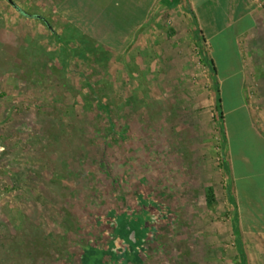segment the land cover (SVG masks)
<instances>
[{
  "label": "rangeland",
  "instance_id": "374dc122",
  "mask_svg": "<svg viewBox=\"0 0 264 264\" xmlns=\"http://www.w3.org/2000/svg\"><path fill=\"white\" fill-rule=\"evenodd\" d=\"M15 1L49 24L0 0V264H60L50 245L58 248L74 216L65 213V189L87 184L91 192L87 176L100 169L89 157L96 152L93 135L102 142L106 135L96 125L107 128L123 157L137 151L132 131L164 132L179 151L186 173V212L176 237L180 262L165 264H264V140L258 134L264 122L237 109V77L228 76L237 68H223L226 48H213L223 78L218 86L208 48L175 37L184 27L170 22L171 14L170 23L157 28L169 33V41H155L154 48L148 38L132 42L126 50L135 58L122 52L125 66L114 54L134 29L132 15H146L145 7L126 12L129 0ZM97 46L108 56L101 57ZM151 49L161 54L151 57ZM217 91L223 92L226 121L215 106ZM139 203L108 212L119 221L114 246L124 264L150 261L152 239H159L153 230L165 223L163 210ZM100 255L95 264H115Z\"/></svg>",
  "mask_w": 264,
  "mask_h": 264
},
{
  "label": "crops",
  "instance_id": "0c3cea01",
  "mask_svg": "<svg viewBox=\"0 0 264 264\" xmlns=\"http://www.w3.org/2000/svg\"><path fill=\"white\" fill-rule=\"evenodd\" d=\"M61 1L58 3L59 5L61 4ZM129 1L132 3V7H128L126 4V7L122 6L124 11L127 12L128 9L129 11H133V9H141L142 7H145L147 13L144 16H137V14L132 15L135 17V26L133 31H131L132 34L130 36L131 32H129L128 36H125V38L122 39L123 42L127 44L123 43V45H119L122 50H117V53L114 54L120 58V63H122V59H125V55L122 52H126L125 54L128 53V57L126 56L127 59L135 58L132 51L126 50L132 42H141L148 38L149 42L152 43L151 48H154L155 41H161L163 43L169 41V33L163 32L162 29V32H160L161 30L157 28L173 22L175 25L184 27L181 29L180 34H178L180 31L175 33V37L181 38L182 40L184 38L190 42L194 41L196 44H199L202 49L205 47L208 48L212 63L215 66V70L213 69V65L212 69L214 70L218 86L219 83L220 86H222L223 78L220 80L218 79L219 71L216 66L213 48L214 45H217V47L220 46L222 49L226 48L224 51L226 54V64L223 68H226L228 63L229 68L230 65L235 63L237 68L234 72L231 71L229 75L227 74L228 76L234 75L233 78H235V76L237 77L239 91V102L236 106L237 109L244 107L246 114H249L252 119L254 118V120H261L264 122V107L261 108V106H264V2L262 3L257 0H174L173 2H170V0ZM33 3L35 4L36 2ZM58 4H54L50 9H55L54 7ZM171 14L175 17L173 16L169 22V16ZM63 27V25H59L60 30H64ZM196 30H199L204 38L202 43H199L196 39ZM108 43H110L111 47H115L113 42ZM164 45L165 43L163 46ZM103 46L106 47L105 45ZM96 49L101 52L99 46H97ZM157 50L151 49V57L159 56L157 54H161V52ZM91 52H95L94 49ZM101 53V57L108 56L104 51ZM177 56H179V53H177ZM183 57L184 56L181 52V62L184 61ZM127 63L128 62L123 60L122 65L124 64L126 66ZM117 68L122 70V66ZM183 68L187 67L184 65ZM151 69L154 71L155 67L151 65ZM183 71L187 72L185 69ZM193 71L194 70H190L188 73L192 74ZM228 76L226 80L229 79ZM116 83L119 84V82ZM194 92L195 91H193V93ZM222 93L219 95L220 102H218L217 95L215 106L217 107V104H220V112L224 115L223 117L225 119L226 110L224 109L225 106ZM132 97L133 96L131 95L130 100L134 101L135 96ZM133 112L134 111H132V113ZM133 114H135L134 120L137 121L139 114L137 112ZM260 128L261 131H258V134L264 140V125L262 124ZM243 200L246 203V207L247 204H249V209H251L250 204H252V206L254 205L249 199L245 198ZM236 201H238L237 204L241 210L243 206L241 205V200L237 196ZM258 204L259 207L261 204L259 202ZM255 229L256 230H252L251 232L248 230L247 232L254 233L260 230L258 229V226Z\"/></svg>",
  "mask_w": 264,
  "mask_h": 264
},
{
  "label": "flooded vegetation",
  "instance_id": "af4514ba",
  "mask_svg": "<svg viewBox=\"0 0 264 264\" xmlns=\"http://www.w3.org/2000/svg\"><path fill=\"white\" fill-rule=\"evenodd\" d=\"M95 128L99 131H108L107 128L102 127L100 129L97 125ZM93 130L95 131L94 128ZM93 136L94 138L96 137L95 135ZM131 136H133L132 138L134 140L137 139L140 142L138 143L136 153L130 154L129 157L121 156L119 150L112 146L113 142L109 134L104 136V142H102L103 139L101 138L98 141V136L94 140L93 144L96 152L89 157H91V160L95 159L98 161L96 166L104 169V172H101L100 169L96 170L97 172L90 170L91 173L87 177L93 184L91 186V192H88L89 186L87 184L85 186L79 184L80 186H78L77 183L76 185L66 187L65 200L69 205L65 213H67V216H69L68 212L74 213V216L70 219L71 226L63 228L61 239L56 240L57 246L61 250L59 251L57 250L58 248L56 249L52 244L50 245V250H52L51 255H56L55 261L59 262V260H62L65 264H78L75 254V256L71 255L69 257V251L73 248L77 252L87 253V257L85 255L83 256L81 264H93L98 259L97 257L103 254L99 253L101 251L99 247L101 246L98 247L95 242L100 243L103 241L101 240V236L104 237L106 235L108 240L104 247H107L108 244L112 243L111 238L115 235V228L111 226L108 227V230L104 231V224L101 221V216H99L101 215L100 212L107 211V215L109 211H114V213L119 212V202H121L119 197L121 195L131 196L134 194L136 197H140L143 201H146V204L150 205V203L158 201L163 202V204L159 203L161 204L160 207L163 206L164 202L169 199L168 196L171 195L170 191L166 188L164 190L165 192L157 194L150 186L153 185V179L156 177L168 176L171 171L167 170V173H169L167 174L166 169L170 166L173 169L172 173L174 175H178L180 178L182 176L183 189H180L179 195L175 196V198H180L179 200L181 201L183 200L184 196L183 194L181 196V190H185L186 187L184 180L186 173L184 168H181L182 163L180 156H178L179 151L169 146V140H167L168 138L164 132H158L151 136L150 134L145 135L132 131ZM132 168L138 172L132 171ZM77 189H79L80 195H73ZM144 190H150V192L145 193L146 196L141 197V191ZM165 195H168L167 199ZM183 204V208H181V204H178V206L173 205V208L179 214L178 223L175 227V237L177 238L181 237V213L186 212V205ZM90 228H92L91 232L89 231ZM161 239L160 241H162ZM164 242L165 239H163L162 243ZM175 248L174 251L172 250L173 252L162 249L158 255L155 256L152 254L151 261L157 264L156 259L160 258L164 263L168 260L178 262L176 259L178 255L176 253L179 250ZM172 253L174 256L171 255ZM112 254L111 252V256ZM89 258L93 261H90L91 259L89 260Z\"/></svg>",
  "mask_w": 264,
  "mask_h": 264
},
{
  "label": "trees",
  "instance_id": "16d2710c",
  "mask_svg": "<svg viewBox=\"0 0 264 264\" xmlns=\"http://www.w3.org/2000/svg\"><path fill=\"white\" fill-rule=\"evenodd\" d=\"M56 34H57V32H56ZM212 65H213V69L215 70V66H214L213 63H212ZM217 95H218V102H220L219 91L217 92ZM217 109L220 112V104L219 103L217 104ZM220 115L223 118V115H222L221 112H220ZM102 132H104L106 135L109 134V131H101V130L99 131L100 134ZM94 140H96V137L94 138ZM93 161L95 162V165H97L98 161H96L95 159ZM95 167L98 168L97 166H95ZM170 169H171V166L166 169V173L168 171H171L170 174L167 173V174H169L168 176L160 177V178L156 177L155 179H153V185H151L150 188H152L154 191H156L157 194H161V193L165 192L164 190H166V188H167L170 191L171 195H169V196L165 195V198L167 199V196H168V198L171 199V201H169V199H168L166 202H164V205L161 206V207H160V204L156 205V203L154 201V203H155L154 205L146 204V207L144 208L146 210L147 208L149 209V208H153V207H159L161 210H163L162 217L165 218V223L163 224V226L160 227V228L158 227L157 230H153L154 234L156 233L157 237H159V239H152L153 242L151 243L152 244V250H154L152 252V254H154L155 256L158 255V253L160 251H162V249L169 250V251H172V250L174 251V248L176 247L175 249L179 250L178 244H180V243L176 242V237H175V227L177 226V223H178L179 214L173 208V205L178 206V204L179 205L181 204V208H183L182 204L184 202L179 200L180 198L179 199L175 198V196L179 195L180 189H182L183 179H182V176L180 178L178 175H174L172 173L173 169H171V170ZM148 188H149V186H148ZM119 198L121 200V202H119L120 203V209L123 208V207H127V205H129L132 202V200H138L139 199L140 200L139 204H143V202H144L142 198L136 197L134 194L131 195V196L121 195ZM100 214L101 215H99V216H101V221L104 224V231L108 230V227L111 226V227L115 228V230H114V234L115 235H114V237L111 238L112 239V243L108 244L107 247H104V246H106L105 244H106V241L108 240L106 235H104L105 238L101 236V240H103L104 242L103 241H101L100 243L95 242L98 245V247L101 246V247H99L100 250H101V251H99V253L105 254L106 258H112L111 260H114L115 264H124V261H120V262L118 261L119 253H117V249L114 246L115 245L114 244V242H115L114 239H117L115 231H116V227H119L118 226L119 225V221H116L112 217L108 216L107 215V211H102V213L100 212ZM182 216H183V213H181V219H182ZM157 217L158 216H155L153 219H157ZM181 228H182V226H181ZM154 234H152L153 238H154ZM169 236H170V239H169ZM160 239L162 241H163V239H165V242L162 243V241H160ZM117 242L120 244L119 241H117ZM173 246H175V247H173ZM128 247H130V243H129V245H127V248ZM181 250H182V247H181ZM50 252H52V250H50ZM111 252L113 253L112 256H111ZM69 253H70L69 257L71 255H74V254L76 255V256L75 255L74 256L77 258L78 264H81L82 258H83L84 255H85V257H87V253L77 252V250H75L73 248H71ZM171 255L174 256L173 253ZM176 255H178V258H176V259L179 260L180 259V255L178 253H176ZM156 260H157L156 261L157 264H165L163 261H161L160 258H157ZM147 262H146V264H150V263L155 264L151 260L147 261ZM178 262H180V261H178ZM59 263L65 264L64 261H62V260H59ZM136 264H144V263H142V262L139 263L137 261Z\"/></svg>",
  "mask_w": 264,
  "mask_h": 264
},
{
  "label": "water",
  "instance_id": "95a60500",
  "mask_svg": "<svg viewBox=\"0 0 264 264\" xmlns=\"http://www.w3.org/2000/svg\"><path fill=\"white\" fill-rule=\"evenodd\" d=\"M19 12H21L22 14L26 15V16H30V17H36V18H40L43 21H45L46 23H48V20L46 18L45 15L40 14V13H32L29 12L27 10H25L23 7H21L15 0H8ZM49 24V23H48ZM196 39L199 43H202L204 38L201 34V32L199 30H196Z\"/></svg>",
  "mask_w": 264,
  "mask_h": 264
},
{
  "label": "built area",
  "instance_id": "2783aa9c",
  "mask_svg": "<svg viewBox=\"0 0 264 264\" xmlns=\"http://www.w3.org/2000/svg\"><path fill=\"white\" fill-rule=\"evenodd\" d=\"M257 1H260V2H262V3L264 2V0H257Z\"/></svg>",
  "mask_w": 264,
  "mask_h": 264
}]
</instances>
